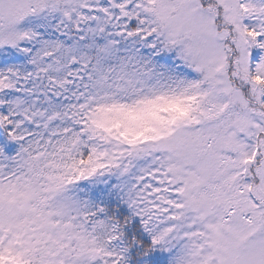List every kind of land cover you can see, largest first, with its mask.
<instances>
[{
  "label": "snow or ice",
  "instance_id": "6c2138e0",
  "mask_svg": "<svg viewBox=\"0 0 264 264\" xmlns=\"http://www.w3.org/2000/svg\"><path fill=\"white\" fill-rule=\"evenodd\" d=\"M0 264H264V0H0Z\"/></svg>",
  "mask_w": 264,
  "mask_h": 264
}]
</instances>
